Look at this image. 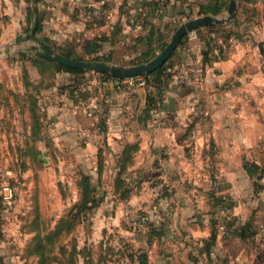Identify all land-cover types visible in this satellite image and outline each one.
<instances>
[{"label":"crops","instance_id":"obj_1","mask_svg":"<svg viewBox=\"0 0 264 264\" xmlns=\"http://www.w3.org/2000/svg\"><path fill=\"white\" fill-rule=\"evenodd\" d=\"M228 3L39 0L32 18L40 25L33 38L62 54L77 52L84 60L122 58L118 48L124 45L143 60L154 57L180 23L223 16ZM95 9L99 16L93 15ZM195 31L194 38H182L162 66L161 85L151 77L134 92L119 91L115 80L102 74L89 77L87 84L86 73L53 65L41 75L35 71L19 91L34 106L0 105V167L9 164L13 178L32 177L33 170L18 167V159L26 158L25 148L34 147L36 163L42 152L49 160L42 177L52 178L54 158L79 164L88 160L93 166V159L106 152L112 163L123 162L126 150V170L119 178L135 194L129 203L161 211L158 220L179 227L176 261L264 264V0H239L233 21ZM196 68L202 79L185 86L176 82L179 72ZM36 112L42 115V130L29 118ZM8 148L15 149L9 153ZM20 206L16 200L11 211L0 209L7 220L0 230L13 234ZM220 222L232 231L249 225L253 234L224 235ZM0 242L5 264H19L17 251L8 252L5 241Z\"/></svg>","mask_w":264,"mask_h":264},{"label":"rangeland","instance_id":"obj_2","mask_svg":"<svg viewBox=\"0 0 264 264\" xmlns=\"http://www.w3.org/2000/svg\"><path fill=\"white\" fill-rule=\"evenodd\" d=\"M38 2L0 0V105L4 107L34 106V100L25 99L19 91L28 76L35 71L41 75L40 71L49 68L36 55L42 50L33 38L39 21L33 20L32 15ZM29 35L32 38H26ZM118 50L124 55L122 58L110 57L106 61L144 62L127 45ZM72 54L75 59L84 60L77 52ZM28 59L38 63L28 64ZM81 72L86 73L83 81L87 84L95 74L108 78L106 73ZM33 114L30 120L42 130L41 113ZM8 149L10 153L15 148ZM35 149H24L26 158H34L30 163L24 156L18 159V167L32 169L33 173L28 178L14 177L21 204L15 214V231L11 234L0 230L7 251L19 254V264H181L174 256L180 236H176L175 229L179 227L172 221L158 220L161 211L150 212L129 203L135 194L119 178L126 170V150L122 152L123 162L112 163L106 152L102 158L93 159V166L88 160L79 164L73 158H54L55 176L43 178L40 172L49 160L42 152L40 156L45 160L39 158L36 163ZM6 167L12 168L9 164ZM115 172L118 177L113 175ZM5 222L0 217V224ZM193 246L188 249L190 254Z\"/></svg>","mask_w":264,"mask_h":264},{"label":"water","instance_id":"obj_3","mask_svg":"<svg viewBox=\"0 0 264 264\" xmlns=\"http://www.w3.org/2000/svg\"><path fill=\"white\" fill-rule=\"evenodd\" d=\"M238 2L239 0H229L225 15L223 16L204 15L191 18L180 23L175 28L174 32L170 36V39L163 46V48L153 58L141 63L117 64L107 63L100 60H81L70 58L40 40H38V44L40 45L42 51H37L36 55L44 59L53 61L56 64L66 68L76 69L80 71L106 73L114 79L147 75L162 67L166 63V61L171 57L178 44L187 34V32L201 27L221 25L233 21L237 11ZM34 32L35 28L32 30V35L34 34ZM30 37L31 36L29 35L28 38ZM5 49H7V46ZM44 155H46V152L44 153ZM40 159L42 161L45 160L44 158H42V156H40Z\"/></svg>","mask_w":264,"mask_h":264},{"label":"built area","instance_id":"obj_4","mask_svg":"<svg viewBox=\"0 0 264 264\" xmlns=\"http://www.w3.org/2000/svg\"><path fill=\"white\" fill-rule=\"evenodd\" d=\"M114 0H99L101 5H106L108 3L113 2ZM96 11L93 12L94 16H99L100 11L99 9H95ZM196 36V31L191 30L186 34L187 40H190ZM169 74V73H168ZM167 74V75H168ZM203 77V73L201 69H191V70H184L182 72H179L176 75V82L179 85L185 86L190 84L192 81L200 80ZM152 80L150 75H138L134 77H126L123 79H115V85L116 88L119 91H130L134 92V90L138 87L146 86L150 81ZM193 136V133L190 134ZM11 176V173L9 170L0 167V201L1 205L4 210L11 211L17 200V193L14 187L8 182L7 178ZM211 189L217 190L218 187V181L215 179L211 182ZM225 209V208H224ZM236 228V227H235ZM233 228V230H235ZM218 229L224 234L229 235L233 231L231 228L227 227L224 222H220L218 225ZM2 249V244L0 242V251ZM0 264H5V259L0 255Z\"/></svg>","mask_w":264,"mask_h":264},{"label":"trees","instance_id":"obj_5","mask_svg":"<svg viewBox=\"0 0 264 264\" xmlns=\"http://www.w3.org/2000/svg\"><path fill=\"white\" fill-rule=\"evenodd\" d=\"M218 12V11H217ZM39 28V24H38V26H37V29ZM65 56H67V57H70V58H75L73 55H72V53H63ZM207 55H208V52H206V54H205V58L207 57ZM153 57V55L152 56H150L149 58L147 57V58H145V59H143L144 61H147V60H149V59H151ZM220 57L221 58H223L224 57V55H223V53L221 52L220 53ZM79 58H82V57H79ZM84 59V58H83ZM92 60H100L98 57H93V58H91ZM207 59V58H206ZM42 63H43V65H46V66H49V65H53L54 67H56V69H58V70H64V71H68V72H72V73H80L81 71L80 70H76V69H71V68H66V67H63V66H60V65H57L56 63H53V62H50V61H47V60H45L44 58H42V59H39ZM38 60H32V62H35V63H38L37 62ZM163 70V67H160V68H158L157 70H155L154 72H152V73H149L148 75H150L151 77H153V81H154V83H155V81L156 80H158L159 82V84L161 85V81L162 80H160L159 78H160V73H161V71ZM40 71V70H39ZM40 72H43V71H40ZM104 76V75H103ZM110 76L108 75V78H109ZM111 78V77H110ZM112 80L114 79V78H111ZM115 80V79H114ZM157 83V84H158ZM7 169V168H6ZM7 170H9V169H7ZM10 171V170H9ZM7 180H8V182L14 187V189L16 190V193H17V189H16V181L14 180V178H13V176L11 175L10 177H8L7 178ZM17 198H18V193H17ZM1 208H3L2 207V205H1V201H0V209ZM211 224H212V226H213V224H214V221H211ZM238 236H241V237H249V236H251L252 234H253V232H252V230H251V228H250V226L249 225H240V226H238V227H236L235 228V230H233ZM2 256V255H1ZM3 257V256H2ZM4 258V257H3ZM6 262V261H5Z\"/></svg>","mask_w":264,"mask_h":264}]
</instances>
